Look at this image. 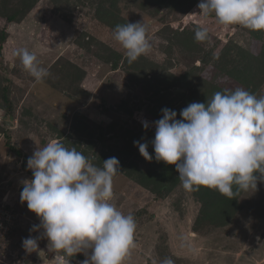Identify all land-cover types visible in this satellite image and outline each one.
Masks as SVG:
<instances>
[{"label":"rangeland","instance_id":"rangeland-1","mask_svg":"<svg viewBox=\"0 0 264 264\" xmlns=\"http://www.w3.org/2000/svg\"><path fill=\"white\" fill-rule=\"evenodd\" d=\"M81 1L0 0V124L12 128L14 144L26 152L55 140L94 157L96 166L118 158L120 172L113 180L111 202L136 222L134 246L123 264H161L165 258L173 264H264V182L258 181L255 192H240L231 215L208 221L192 191L182 185L157 192L152 177L140 183L142 173L155 170V153L149 144L153 160L148 161L134 144L154 139L153 122L162 117V109L187 107L178 95H196L193 91L198 93L202 80L227 89L241 87L220 70L218 62L206 64L200 75L196 71L189 79L171 80L178 85L168 86L167 93L168 84H158L159 76L182 75L201 63L181 46L172 53L164 48L173 30L181 33L188 27L207 26L217 54L250 47L264 57V41H256L243 26L219 25L214 14L203 16L197 7L200 2L184 14L167 9L156 13L124 1L119 4L121 18L146 21L151 48L145 56L162 64L148 65L147 71L142 63L137 66L138 61L128 63L125 50L113 38L114 27L98 18L95 5L85 7ZM12 12L20 14L19 23L8 26L7 15ZM21 48L34 52L40 66L49 71L41 82L24 70L15 55ZM3 89L12 102L8 115ZM260 90L264 93V84ZM5 140L0 134V204L9 205L16 216L8 233L0 231V264H56L46 238L38 241L36 252L27 253L22 247L24 238L40 235L30 231L40 223L38 216L20 200L22 181L33 173L23 170L21 157ZM84 259V253H78L65 264H81Z\"/></svg>","mask_w":264,"mask_h":264},{"label":"clouds","instance_id":"clouds-1","mask_svg":"<svg viewBox=\"0 0 264 264\" xmlns=\"http://www.w3.org/2000/svg\"><path fill=\"white\" fill-rule=\"evenodd\" d=\"M197 7L205 17L214 14L221 26L264 31V0H200ZM113 38L125 50L129 64L151 48L144 19L117 24ZM194 39L209 41L210 29L197 26ZM15 55L37 82L50 74L27 48ZM162 113L153 122L154 139L134 144L146 160H153L151 144L157 162L175 165L186 191L204 186L234 199L240 192H255L258 181L264 182V96L242 87L224 89L206 103H189L180 111L181 119L169 108ZM142 123L145 129L150 127L147 120ZM94 159L55 140L28 158L27 169L33 175L22 181L20 200L38 216L40 223L30 231L40 235L23 239L27 253L38 251V241L46 238L56 264H65L78 253L86 256L81 264H123L134 246L136 222L132 214L125 215L111 202L120 161L110 157L96 166ZM161 264L173 261L165 258Z\"/></svg>","mask_w":264,"mask_h":264},{"label":"trees","instance_id":"trees-1","mask_svg":"<svg viewBox=\"0 0 264 264\" xmlns=\"http://www.w3.org/2000/svg\"><path fill=\"white\" fill-rule=\"evenodd\" d=\"M124 1L127 3L132 2L136 5V7H140L144 10L154 9L156 13L162 12L163 10L167 9L168 11L173 10L178 13L184 14H187L189 10L196 7V5L200 2V0H82L81 4L85 7L88 5H95L97 9L98 18L103 23L112 25L115 28L117 24H125L127 22H130V20L128 19L121 18V8L119 4ZM19 15L20 14H18V12H12L7 15L8 26L10 25V23H19ZM196 27L197 26L182 29L181 33L176 32V30H173V34H168L167 42H164V48L170 49L169 52L172 53L175 51V47L181 46L180 48H182L183 50L187 49L186 52H191L190 57L192 59L196 58V62L201 60V63L195 65L196 70H187L182 75L180 74L177 76L168 72L163 73L161 76H159L161 79H157L158 84L164 83V87L166 84H168L165 89L166 92L169 93L168 90L170 89V87L168 86L178 85L172 81H181L182 78V80L189 79L190 75L192 73L195 74L196 71L198 75H200L201 71L203 72L204 66L206 64L212 63L215 65L219 62L217 66H219L220 70L228 74L233 80H235L237 84H239L244 89L250 91L251 93L257 95V97L264 96V93H262L260 90L264 84V57L255 53L250 47H237V49H235L234 51L227 50V52L225 53L217 54L215 50L216 43L212 41L214 37L212 36L211 32L209 41H195L194 33ZM3 30L5 31L4 28ZM250 32H252V37H254L256 41H264V31L250 30ZM223 49L224 51H226L227 48ZM136 61L139 62L137 63V66L139 68H141V65L138 64L142 63V66L146 67L145 69H147V71L149 69V66H152V64H156L158 66L160 65L159 61L157 63H153V60H151L150 57L145 55L140 56ZM224 89H227L224 85L215 84L205 79L202 80V84H200L199 86L198 93H196L197 90L195 92L193 91L194 94L198 95V98L196 97V95L187 97L182 92L178 95V99H185L183 101L186 102L187 106L191 102L206 103L207 99H211L215 92L222 91ZM179 91L180 90H177V93H179ZM2 92L3 99L7 104V106H5V108L7 107L6 115H8V113L12 109L11 98L8 96L7 89H3ZM177 103L181 105L182 101H178ZM174 109H176V111L180 113L183 108H181V106L180 108H176L174 106L173 110ZM0 134L4 135L6 139L5 145L8 146V148L11 149L16 155L21 157L23 170H27V160L29 157L32 156L29 151L34 152L37 148L34 147L36 149H33L31 147H27L28 151L26 152L23 146H21V148L16 146L14 144V139H16V135L12 134V128H5L4 124H0ZM38 146L42 148L41 144ZM102 155L103 157H106V155L108 156L107 153H104ZM22 158H24V160H22ZM155 162L156 163L153 162L154 167L156 166L155 170L150 171L148 173H142L140 177L141 180H139L141 181L140 183H145L149 177H152V184L156 187L155 189L157 192H161L165 189H169L177 185H182L179 180V173L176 171L175 165H169L163 161L157 162L155 160ZM192 193L201 205V216L206 219L209 217V220H207L212 222H214V220L211 219L212 216L215 217L217 215H221L222 217H224L227 216V214L231 215V211L236 205L237 200L240 196L239 193V196L237 195L234 197V199H229L226 196L221 195L218 191L204 186H201L198 191H192ZM198 221L201 222L200 220ZM71 259L72 257L67 258V260Z\"/></svg>","mask_w":264,"mask_h":264},{"label":"built area","instance_id":"built-area-1","mask_svg":"<svg viewBox=\"0 0 264 264\" xmlns=\"http://www.w3.org/2000/svg\"><path fill=\"white\" fill-rule=\"evenodd\" d=\"M0 216V231L6 234L12 228L15 213L5 205L0 204Z\"/></svg>","mask_w":264,"mask_h":264},{"label":"water","instance_id":"water-1","mask_svg":"<svg viewBox=\"0 0 264 264\" xmlns=\"http://www.w3.org/2000/svg\"><path fill=\"white\" fill-rule=\"evenodd\" d=\"M23 187H21V190H22Z\"/></svg>","mask_w":264,"mask_h":264}]
</instances>
